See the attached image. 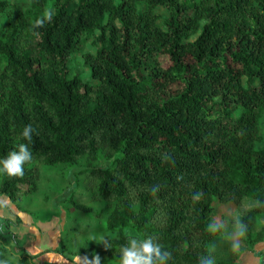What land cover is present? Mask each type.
I'll list each match as a JSON object with an SVG mask.
<instances>
[{
  "label": "trees",
  "instance_id": "trees-1",
  "mask_svg": "<svg viewBox=\"0 0 264 264\" xmlns=\"http://www.w3.org/2000/svg\"><path fill=\"white\" fill-rule=\"evenodd\" d=\"M50 2L52 19L34 28ZM0 14V157L35 130L32 162L22 177L2 174L0 196L35 194L36 165L104 154L115 162L89 186L111 210L117 236L104 244L117 259L129 225L171 252L169 264H237L222 228L210 229L215 201H256L240 224L246 245L264 241V0H0ZM95 31L97 54L83 53ZM77 53L96 84L69 79ZM30 258L0 248L7 264Z\"/></svg>",
  "mask_w": 264,
  "mask_h": 264
},
{
  "label": "rangeland",
  "instance_id": "rangeland-1",
  "mask_svg": "<svg viewBox=\"0 0 264 264\" xmlns=\"http://www.w3.org/2000/svg\"><path fill=\"white\" fill-rule=\"evenodd\" d=\"M9 3L27 5L28 0H8ZM120 3V0H116ZM46 14L53 11V3L47 5ZM160 16L159 27L166 29L169 18L166 9L156 10ZM7 15L0 14V27L6 23ZM205 22L201 23V29ZM199 33L192 38L195 40ZM100 32L83 36V53L96 55L100 48L97 41ZM82 53L72 56L68 66L69 79L76 76L84 82L97 83L91 70L85 65ZM246 86V79H243ZM240 116V112L235 114ZM260 133L264 139V117L261 119ZM262 144L257 145L260 149ZM114 159L100 154L96 161L85 157L75 165L46 166L36 165L40 180L38 191L14 204L7 197L0 196V248L5 250L9 260L19 261L26 251L31 255V264H93L99 257L100 264H118L115 248L104 244L106 237L115 238L110 232L107 210L104 201L96 197L89 186L93 169L112 166ZM3 176L0 174V185ZM79 206V207H76ZM256 206V201L245 198L240 204H222L215 201L210 221L212 231L222 228L221 237L233 243L239 254L237 264H264V241L249 246L244 243L240 218ZM256 233L259 231L257 227ZM124 234L128 237L141 235L129 225Z\"/></svg>",
  "mask_w": 264,
  "mask_h": 264
},
{
  "label": "clouds",
  "instance_id": "clouds-1",
  "mask_svg": "<svg viewBox=\"0 0 264 264\" xmlns=\"http://www.w3.org/2000/svg\"><path fill=\"white\" fill-rule=\"evenodd\" d=\"M52 19L48 13L44 17L35 20L33 27L41 28ZM34 128L26 125L20 133V138L27 143H19L5 157H0V174L22 177L25 172V165L33 160L30 145L33 140ZM171 252L166 250L153 237L144 238L129 237L122 244L118 252V264H169ZM93 264H100L99 257H95ZM0 264H7V261L0 260ZM200 264H214L213 258H202Z\"/></svg>",
  "mask_w": 264,
  "mask_h": 264
},
{
  "label": "crops",
  "instance_id": "crops-1",
  "mask_svg": "<svg viewBox=\"0 0 264 264\" xmlns=\"http://www.w3.org/2000/svg\"><path fill=\"white\" fill-rule=\"evenodd\" d=\"M92 84V83H91ZM96 84V83H95Z\"/></svg>",
  "mask_w": 264,
  "mask_h": 264
}]
</instances>
